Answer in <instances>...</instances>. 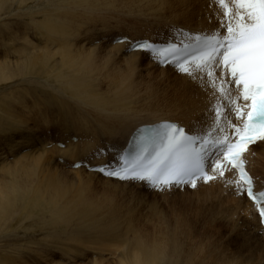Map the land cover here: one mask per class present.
Returning a JSON list of instances; mask_svg holds the SVG:
<instances>
[{"label":"rangeland","instance_id":"1","mask_svg":"<svg viewBox=\"0 0 264 264\" xmlns=\"http://www.w3.org/2000/svg\"><path fill=\"white\" fill-rule=\"evenodd\" d=\"M19 1L0 0V63L5 64L4 62H6L10 70L15 73L23 60V47H28L24 50L31 55L32 51L36 49V45L44 42V38L40 37L36 30L37 26L45 18L53 20V18L69 11V14L73 15L71 16L73 22H71L73 25L75 23L74 26L71 24V28L76 29L72 30L76 31L78 36L70 33L68 40L73 43L77 40L86 42L87 48L90 46L91 50L94 49L93 57L96 56L97 60L102 62L106 68L103 72L104 75L96 82L97 87L94 88V94L96 91L105 92L107 86L102 80L108 70L122 69L123 74H128L130 71L127 62L120 57L125 56L127 49L121 55H117L110 48L113 46V37L123 35L132 41L145 37L157 40L160 37L168 36L176 27L180 28H177L178 30L174 33L179 35H182V29H191L190 26L185 25L183 19L176 17L175 11L166 6L165 2L172 0H65V2L63 0H48L39 6H35L39 0H30L23 7L20 6ZM29 7H35L39 10L38 13L29 15L30 17L22 14ZM75 8L78 11H75ZM70 36L74 38L72 39ZM70 50L77 58L85 55L79 49L71 48ZM145 55L141 56V61L139 60L137 64H147L146 61L149 58L147 54ZM126 64L127 66H125ZM153 65L154 68L149 69L150 73H153L154 77L159 73V76L156 77L157 79L154 77L153 80L151 79L152 87H139L142 91L138 88L137 93H122L119 97L115 95L116 98L113 94H107L105 98L108 103L110 102V111H114V106L119 110V104L120 107L129 111L145 110L142 114L143 117L152 115V112L164 113L169 110L167 101L174 83L178 81L181 88L182 80L185 81L183 78L189 77L185 73L177 71H173V73L170 69H168L171 71L170 73L160 71L159 69L166 68H161L157 62ZM145 73L147 74V72ZM154 79L165 81L161 84L162 82L157 81V83ZM55 80L57 78L54 76L45 80L46 83H49L47 89L53 84H61V81L53 83ZM34 81H38V78L33 75H28L26 78L13 76L10 81L0 80V118L4 115L3 106L13 105L11 109L16 111L14 119L17 121L12 122L11 127L7 125L8 123L0 124V188L11 193V199L7 196L0 198V264H125L128 262L125 257L127 252H124L125 247H128L129 244L132 247L133 238L140 236L146 239L150 250L154 249L155 244L166 246L171 252L172 259L174 258V264H245L239 260V255L243 253L242 245L246 241L241 228L245 224L244 217L248 220L250 218L244 211L243 217L240 210L235 212V209H232L233 199L229 200V197L230 199L232 197L220 192L219 186L157 192L150 190V187L145 183L138 185L136 182L129 181V184L125 186L111 184L113 185L112 189L111 185H104L99 178L90 176L86 166L74 168L75 163L73 164V162L76 160H70L73 158L70 156L71 154L64 156L65 159L57 158L54 155L55 158H52L55 159V164H59L57 167L61 168L57 174L60 182L65 187L67 185L70 187L71 182L76 183L79 194L90 201L96 199L98 203L104 205L96 213V215L99 214L97 216L99 224L113 220L116 229L114 234L117 236L103 238L97 232H95L96 234L92 232L93 234L84 235L83 238L87 237L85 239L69 237L70 232H78L81 235L86 233L88 228L78 227L76 220L70 216H67L65 220L67 224H61L52 216V211L45 203L39 202L36 197L31 198V196L22 193L18 187L19 183L8 177L4 173L6 167L2 166L3 164H13L15 154H20L25 148L32 146V144L29 146L26 144L27 139L31 143L35 142V138L40 139L39 143L36 142L37 144L44 142V145L48 142H52L54 145L61 143L63 146L83 143L81 146L84 147L88 144V149L78 155V161H88V166L104 159V162L108 164L107 160L114 155H109L108 141L102 136L101 130L104 128L105 114L102 115L95 107H91L88 98H85L84 105H81L71 100H69V104L67 102L62 104L58 98L53 100L48 97L49 94L46 96L47 92H44L43 96V92L36 89ZM183 84L186 85V82ZM163 85L164 87H162ZM152 88L153 91H151ZM20 95L21 98H19ZM89 122L92 126H87ZM86 126L89 129L85 128ZM83 129L93 130L89 131L87 135L82 131ZM74 135L76 136L74 137ZM51 145L48 146V149H52ZM58 145V149L64 148ZM31 153L27 154L28 157ZM255 168L258 171L259 168ZM42 170L44 168L37 171L38 177L43 178ZM80 170L83 171L80 172ZM261 174L264 175V172L262 171ZM1 181L8 182L11 187H4ZM258 184L264 185V181L260 177H258ZM103 189L109 191L110 194H104ZM236 193V198L240 199V193ZM79 194L76 193V197ZM5 198H7L6 201H4ZM225 202L227 203L225 204ZM230 202L233 205L229 204ZM60 207L62 210L65 209V205ZM230 209L236 214H230ZM58 210L61 212L60 208ZM112 210L115 212L114 214ZM75 211L81 213L84 212V208L75 209ZM111 212L115 216L111 215ZM108 215H110L109 219H107ZM111 216L112 218H110ZM134 230L140 235L132 232ZM132 234H135L133 238ZM147 236L152 237L151 242L148 241ZM53 240H55L54 243ZM74 240L80 242L75 244Z\"/></svg>","mask_w":264,"mask_h":264},{"label":"bare ground","instance_id":"2","mask_svg":"<svg viewBox=\"0 0 264 264\" xmlns=\"http://www.w3.org/2000/svg\"><path fill=\"white\" fill-rule=\"evenodd\" d=\"M29 1L30 0H20L19 4L21 7H23L24 5H27ZM47 1L48 0H39L35 6L43 5ZM63 2H65V0H63ZM84 3H87V2H84ZM165 4L167 7L175 11L176 17L181 18L185 21L186 26L191 27V29H182V36H185L186 38L188 37L185 35V33H197V32H202V31L206 32V31H211L219 27L220 11L216 8L215 5H213L212 0H176V1L172 0V1L165 2ZM38 11L39 10H37L35 7H29L22 14H24L25 16H29V15L31 16V15L37 14ZM75 11H78V10H76L75 8ZM71 16H73L72 13L69 14V11H66L62 13L60 16H58L57 18H53V20L51 18H45V20L41 22L36 28L39 36L44 38V42H42V44L36 45V49L32 51L33 54L31 55L27 54V52L24 50V49H28V47L27 48L23 47L22 49L23 60H22V63H20L15 73H13L10 70L6 62H4L5 64H2L3 62L0 63V80L10 81L13 78V76L14 77L18 76L20 78H23V77L26 78L28 75H33L38 78V81H34L36 85L35 86L36 89H39L41 93L43 92V96L45 95L44 92H47L46 96L49 94L48 97H51V99L56 100L58 98L62 102V104H66V102L69 104V100H71V101H74L75 103L82 105L84 103L85 98H88L89 103L91 104V107H95L98 111L102 113V115L105 114V117H104L105 120L103 121L104 128L103 129L101 128L102 129L101 131H102V136L106 138L105 140L108 141L109 155H114L113 157L123 152L127 148L129 139L131 135L133 134V132L137 128L144 126V125H154L161 121H172V122H177L181 126L186 127L187 130H201V129H206L208 127V125L211 123L210 107L213 103H215L212 97L211 88L207 86L206 82H202L201 80H193L187 77L186 78L182 77L183 79H185V81L182 80L181 88H180V84L178 83V81L177 82L173 81L175 82L174 83L175 85L174 86L172 85L173 86L172 88L170 87L172 90L169 93V98L167 101L168 106H169V110L167 112H164V113H156V112L153 113L152 112L151 113L152 115L143 117L142 114L144 113L145 110L136 109L134 111H129V110L123 109V107H120V104L118 105L119 110L116 109L114 106L113 108L114 111H110L109 110L111 108L109 107L110 102L108 103V100H106L105 98L107 94L108 95L113 94L114 97L115 95L119 97L121 96L122 93H125V94H128L130 92L137 93L139 91L137 90L139 87H148L152 85L153 81L151 82V79L154 77V75L153 73H150L151 71H149V69L154 68L153 64L155 63V61L149 55V53H142L140 51L132 50L131 45L135 41L131 40L130 43H127V42L120 43L118 39L127 38V37L123 35L121 36L117 35L113 37L112 39L113 46H110V48L114 50L117 55H121L122 52H125L124 50L127 49L125 56L124 57L120 56V57L123 59V61L127 62L128 66L130 67V71L128 74L127 73L123 74V72L121 71L122 70L121 68H120L121 70H113V71L108 70V72L104 76V79L102 80V82L107 86L105 92L96 91V93L94 94V91H95L94 88L97 87L96 82H98L100 78L102 77V75H104L103 72L104 70H106V68L103 66L102 62L97 60L96 56L93 57L92 52L94 51V49L92 48L91 50L90 46L89 48H87L86 42H83V41L80 42L77 40V42L73 43L70 40L72 44L70 43V41L68 40L70 33L71 34L74 33L78 36L76 31L72 30L74 27L71 28L72 26L75 25V23L74 25L72 24L73 21L71 19L73 17ZM79 31H82V30H79ZM70 38L73 39L74 37L70 36ZM146 38L148 37H145L144 39ZM140 40H142V38ZM71 48L79 49L83 51L85 55L77 58L71 52L70 50ZM145 54H147L149 58L146 61L147 64L146 65L137 64L141 56ZM127 64L125 66H127ZM158 65L161 68H166V69H159L160 71L167 72V73L168 72L170 73L171 71L175 72V70L169 66L163 67L160 64ZM168 69H170L171 71H169ZM65 71H67V74H65ZM145 72H147V74ZM156 72L154 73L156 74ZM92 73L94 74V76ZM90 74H92V77H90ZM50 76H54L57 78V80H55L53 83L61 81L60 85L62 88L60 87V85L53 84L49 89H47V86L49 83H46L45 80L49 79ZM158 76H159V73H158ZM156 79L154 80L156 81ZM157 81L159 82L160 80L158 79ZM160 82H162V80ZM163 82L161 84H163ZM184 82H186V85L183 84ZM167 86H168V83H167ZM162 87H164V85ZM29 88H30V85H29ZM32 88L34 87L32 86ZM151 91H153V88ZM19 98H21V95L19 96ZM123 102H124V98H123ZM123 102L122 103L120 102V103L123 104ZM111 105L113 106V104ZM12 106L13 105L3 106L4 115L2 118H0V124L8 123L7 125L10 126L12 122L14 121L17 122L14 119L16 115L15 114L16 111L15 112L12 111L11 109ZM242 122L243 121H241V123ZM87 126H92L91 122H89ZM87 126L85 128H88ZM84 129L82 131H84L85 134L88 135L90 130L88 131ZM75 136L76 135H74V137ZM28 140L29 139H27L26 144L28 146L29 144H32L31 146L32 148L27 147L24 150H22L20 154H15V158H14L15 160L13 164H10V165L3 164L2 167H6L4 173L8 177L13 178L19 183L18 187L22 193H25L31 196V198L36 197L39 202L45 203L52 211V216L57 221H59L61 224L63 225L67 224L65 220L67 216H70L73 220L74 219L76 220V225L78 227L88 228V231L81 235L78 232H70L68 234L69 237L71 238L75 237V239H78V238L81 239L83 238L84 235L93 234L92 232L94 233L97 232V234L102 236L103 238H114L116 236L114 234V231L116 229H115V225H113L115 224L112 222L113 220H109L107 221V223H104V224H99V221H98L99 219H97V216L99 214L96 215V213H98L101 207H103L104 205L98 203L96 199L90 201L86 199V197H83L81 194H79L78 192L79 189L77 188V185L74 182H71L72 184L70 185V187L68 185L65 187L60 182L61 180L60 178H58V175H57L59 174V171L61 168L59 169L57 167V165L59 164L57 165L55 164L54 155L57 158L65 159L64 156H69L71 154L70 156L73 158L70 160L72 161L76 160L75 162H73L74 164L78 162V155L82 151H85L86 149H88L89 145L86 144L83 147L81 146L83 143L81 145H79L80 143L78 145L68 144L67 146H64V148L58 149L57 148L58 143H55L54 145L52 142L51 143L48 142V144L44 145V142L43 144L36 143L40 140L39 138H35V142L32 141L33 143L32 142L30 143V141L28 142ZM72 140L74 141V138ZM84 140H87V139H84ZM39 145H41L43 149L41 146L39 147ZM49 145L52 146L51 147L52 149H48ZM58 146L62 147L63 145L62 146L58 145ZM50 150L51 152H49ZM30 152L32 153L30 154V157H28L27 154ZM246 158L248 160V169L251 172L254 179L257 180V184H256V187L254 188V191L256 193L259 191H264V185L262 186L258 184V177L262 178V180L264 181V175L261 174L262 171L264 172V141L259 142L256 145L252 146L250 151L247 153ZM102 165H107L104 162V159L101 161H97L93 163L92 165H88V166L89 168H91V167L102 166ZM254 166L259 168L258 171L256 170L257 168H255ZM41 168H44V170H42V173L44 175L43 178L38 177V174H37V171L41 170ZM81 171L83 170H80V172ZM45 172L47 173L45 174ZM89 172H90L89 173L90 176L94 178H99L102 184L107 185V186H110L111 184H114L117 186H125L129 184L128 183L129 181L122 183L117 180L114 181L113 179H104L103 177H101L99 173H96L90 170ZM235 180H236V176H234V174L230 172L226 174L225 178L212 181L207 185H204V184L199 185V188H203V187L204 188L206 187L214 188L216 186L217 187L219 186L220 192L222 191V193L229 194L232 197L231 199L229 197V200L233 199L232 203H234V206H232V209H235V212L236 211L238 212L240 210V213L243 217H244V214L246 213V216H248L250 219L248 220L245 217L243 219L245 221V224L243 223L244 226L241 229L243 231L242 233H243L244 240L246 241H244L242 245L243 249L241 251H243V253L239 255V260L245 264H264V228L261 225V218L258 215L256 205H254L245 196L243 191L239 192L240 199L236 198L237 196L236 192L238 191H237V187L234 185ZM10 181L13 182V180L11 179ZM1 184L4 187H11V185L6 181H1ZM141 184L142 183H138V185H141ZM112 186L113 185H111V187ZM102 192H104V194H110L109 191H106L104 189ZM76 193L79 194L77 197H76ZM6 196L9 197V199H11V193L9 191H6L3 188H0V198L6 197ZM6 199L7 198H5L4 201H6ZM226 203L227 202H225V204ZM232 203L230 202L229 204H232ZM62 205H65L64 210H62V208L60 207ZM58 208L61 209V212L58 210ZM81 208H84V212L77 213L75 211V209H81ZM243 211L245 212L244 214H243ZM230 212H231V209H230ZM114 213L115 212L113 211V214ZM113 214L111 212V215ZM230 214H236V213L232 211ZM109 216L110 215H108L107 219H109ZM110 218H112V216ZM113 218L115 219V217ZM132 232H135V230ZM136 233L137 232H135V234ZM135 234H132V238H133V235ZM137 234L140 235L139 233ZM126 235L128 236L129 234L127 233ZM85 237L83 239H85ZM93 238H96V237H93ZM151 238L152 237L147 236V239L149 242H151ZM54 241L55 240H53V243ZM78 241L79 240H76L75 244L80 242ZM132 242H133L132 247H130V244L128 245V247L127 246L125 247L124 252H127V255L125 257H127L128 259V262H126L125 264H174L175 263L174 258L172 259L170 250L166 246L155 244L154 249L150 250L148 249L149 245H147L146 239L141 236L134 237ZM126 248H128V250H126ZM109 250H110V247H109Z\"/></svg>","mask_w":264,"mask_h":264},{"label":"snow or ice","instance_id":"3","mask_svg":"<svg viewBox=\"0 0 264 264\" xmlns=\"http://www.w3.org/2000/svg\"><path fill=\"white\" fill-rule=\"evenodd\" d=\"M212 3L220 9L218 28L185 33L189 42L182 47L175 43L158 46L148 41L137 45L150 51L154 59L157 53L163 54L164 59L158 62L170 58L189 78L206 82L215 101L210 107L211 123L201 130H186L172 121L143 128L139 151L131 161L121 157L123 163L119 166H102L98 171L121 181L145 182L165 192L184 186L195 189L198 181L214 180L216 176L209 175L213 169L224 177V160L238 170L240 183L247 185L244 194L261 201L264 224V192L253 190L244 159L250 144L264 141V0ZM240 101L245 102L243 106ZM230 113L245 120L242 128ZM229 126L233 134L219 137Z\"/></svg>","mask_w":264,"mask_h":264}]
</instances>
